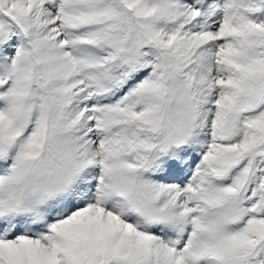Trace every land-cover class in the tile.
Wrapping results in <instances>:
<instances>
[{
    "label": "snow or ice",
    "instance_id": "obj_1",
    "mask_svg": "<svg viewBox=\"0 0 264 264\" xmlns=\"http://www.w3.org/2000/svg\"><path fill=\"white\" fill-rule=\"evenodd\" d=\"M0 264H264V0H0Z\"/></svg>",
    "mask_w": 264,
    "mask_h": 264
}]
</instances>
